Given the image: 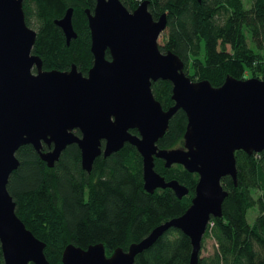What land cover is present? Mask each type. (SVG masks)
Wrapping results in <instances>:
<instances>
[{
	"label": "water",
	"instance_id": "1",
	"mask_svg": "<svg viewBox=\"0 0 264 264\" xmlns=\"http://www.w3.org/2000/svg\"><path fill=\"white\" fill-rule=\"evenodd\" d=\"M149 2L143 0L131 11L121 0H96L94 13L86 9L94 63L84 76L75 64L67 71L44 70L41 57L32 52L37 31L27 24L24 0H0V242L5 264H51L46 243L18 216L8 189L24 145H32L54 167L67 146L76 143L82 168L90 173L97 157L130 143L143 158L146 191L171 188L178 198L189 188L158 173L155 158L166 167L181 164L199 175L191 205L182 215L111 255L102 242L87 248L69 243L63 264H134L138 254L171 228L190 238L189 264H199L212 217L224 215L228 191L223 178L238 184L236 151H264V79L228 74L219 86L209 79L193 80L180 55L161 50L158 39L168 14L155 18ZM73 13L69 7L55 20L67 44L77 37ZM160 79L172 83L174 104L167 109L153 92V82ZM179 109L187 115L184 144L161 148L158 141Z\"/></svg>",
	"mask_w": 264,
	"mask_h": 264
},
{
	"label": "trees",
	"instance_id": "2",
	"mask_svg": "<svg viewBox=\"0 0 264 264\" xmlns=\"http://www.w3.org/2000/svg\"><path fill=\"white\" fill-rule=\"evenodd\" d=\"M121 1L132 11L143 0ZM149 1L155 18L168 14L167 39L161 50L180 55L193 80L209 79L219 86L228 74L264 79V0H248V7L244 0ZM94 3L24 0L27 24L35 20L37 26L33 53L43 57L44 68L65 69L76 62L86 70L93 55L85 8ZM69 7L74 8L73 23L79 33L67 44L55 20ZM246 33L255 47L247 44ZM152 87L165 109L173 105L170 81L160 79ZM186 126L187 115L179 109L159 139V147L182 146ZM43 149L49 150V146L44 144ZM17 156L21 164L12 173L8 189L17 203L18 216L46 243L51 264H63V250L69 243L87 248L102 242L108 255L120 246L127 249L159 224L182 215L191 205L199 179L181 164L166 167L163 159L155 158V170L166 180L177 179L186 185L189 193L178 198L171 188L147 192L143 158L130 143L108 157H97L90 173L82 168L76 143L67 146L54 167H48L30 144L22 146ZM236 158L238 184L231 177L223 178L228 191L224 215L212 217L203 239L209 235L215 238V251L200 257L199 264H264V151L248 154L237 150ZM252 208H258L259 214L250 224L247 213ZM191 251L190 238L171 228L138 254L134 264H189ZM0 264H5L1 242Z\"/></svg>",
	"mask_w": 264,
	"mask_h": 264
},
{
	"label": "rangeland",
	"instance_id": "3",
	"mask_svg": "<svg viewBox=\"0 0 264 264\" xmlns=\"http://www.w3.org/2000/svg\"><path fill=\"white\" fill-rule=\"evenodd\" d=\"M244 3H245V5L248 7V5H249V3H248V0H244ZM35 23V20H33V24L32 25H30V27L31 28H33V29H35L36 31H37V26H36V23ZM165 33H166V31H164L161 35H160V37H159V39H158V42H159V45L160 46H164L165 45V42H166V35H165ZM245 40H246V42H247V44H249V45H251L252 47H255L254 46V42H252V40H251V37H250V35L248 34V33H246V35H245ZM227 50H230V47L229 46H227ZM263 53H264V50H261ZM249 77H254V76H248L247 78H249ZM244 79H246V78H244ZM256 196V195H255ZM258 214H259V212H258V208H252V209H250L249 211H248V213H247V218H248V220L250 221V222H253L254 221V219H255V217H257L258 216ZM205 237V236H204ZM216 240H215V238H213L212 236H207L206 238H205V240H204V242H203V248H202V251H201V257H203V256H210V255H212L213 253H214V251H215V248H216ZM108 255V254H107Z\"/></svg>",
	"mask_w": 264,
	"mask_h": 264
},
{
	"label": "flooded vegetation",
	"instance_id": "4",
	"mask_svg": "<svg viewBox=\"0 0 264 264\" xmlns=\"http://www.w3.org/2000/svg\"><path fill=\"white\" fill-rule=\"evenodd\" d=\"M95 6H96V0H95V3L93 4V6H90V7H86L85 8V13H86V9H89L92 13H94V8H95ZM86 17H87V26H88V30H89V34H90V50H91V43H92V36H91V30H90V27H89V21H88V15H87V13H86ZM73 25H74V23H73ZM60 27V26H59ZM61 28V27H60ZM62 29V28H61ZM74 29H75V31H76V33H77V37H78V30H76V28H75V25H74ZM63 31V30H62ZM63 33H64V31H63ZM64 35H65V33H64ZM65 37H66V35H65ZM76 37V38H77ZM76 38H73V39H76ZM72 39V40H73ZM37 40V39H36ZM71 40V41H72ZM66 43H67V39H66ZM71 43V42H70ZM229 46V45H228ZM33 52V51H32ZM92 52V51H91ZM107 52H109V54H107ZM107 52H106V57L108 58V59H111V55H110V51L109 50H107ZM34 54H36V53H34ZM37 55H39L40 57H41V55L40 54H37ZM92 55H93V53H92ZM41 59H42V61H43V57H41ZM93 63H94V55H93V60L91 61V63L88 65V67L86 68V70H83V69H81V68H79V66L77 65V63L76 62H72L70 65H69V67H67V68H65V69H59V70H62V71H67V70H69V69H71V67L75 64L76 66H77V69L80 71V72H82V74L84 75V76H88V73H89V69L92 67V65H93ZM36 69V68H35ZM43 69L44 70H51V69H47V68H44V61H43ZM52 69H55V68H52ZM174 104V103H173ZM133 130L134 129H131V131L133 132ZM135 130H137V129H135ZM76 133L77 134H79V135H81V132L79 131V130H77L76 131ZM133 133H138V131L137 132H133ZM104 144H105V141H103V146H104ZM256 218L257 217H255V219H254V221L256 220ZM248 219V218H247ZM254 221L253 222H250L249 220H248V222L250 223V224H253L254 223ZM112 254V253H111ZM110 254V255H111Z\"/></svg>",
	"mask_w": 264,
	"mask_h": 264
}]
</instances>
